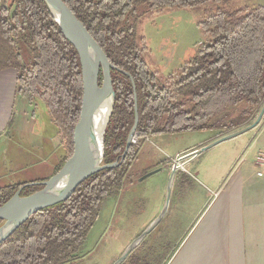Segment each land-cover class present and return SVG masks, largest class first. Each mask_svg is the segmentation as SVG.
Segmentation results:
<instances>
[{"label": "trees", "instance_id": "1", "mask_svg": "<svg viewBox=\"0 0 264 264\" xmlns=\"http://www.w3.org/2000/svg\"><path fill=\"white\" fill-rule=\"evenodd\" d=\"M115 65L111 69L115 107L105 133L104 162L121 158L135 122L138 140L119 166L84 180L65 201L33 213L0 244V264H75L103 201L128 183L139 142L154 132L214 127L231 107L225 131L247 126L264 105V3L228 9L204 8L206 40L166 79L151 70L139 22L146 13L201 7L223 0H64ZM228 0H225L227 2ZM17 71L18 91L46 101L73 153L83 80L80 56L52 16L45 0H0V69ZM103 81L100 71L99 84ZM55 172V173H56ZM24 184L0 187V206ZM42 184L22 188L29 195ZM0 223L2 220L0 219ZM122 264H152L136 254ZM140 250V249H139ZM148 257V256H147Z\"/></svg>", "mask_w": 264, "mask_h": 264}, {"label": "crops", "instance_id": "2", "mask_svg": "<svg viewBox=\"0 0 264 264\" xmlns=\"http://www.w3.org/2000/svg\"><path fill=\"white\" fill-rule=\"evenodd\" d=\"M239 129L225 131L212 141ZM248 131L254 133L252 141L238 140L237 136L225 140V150L216 161H200L201 153L181 159L199 148L195 147L158 165L166 189L178 163L169 206L161 221L169 211L180 216L176 224L171 216L163 232L170 228L176 238L207 240L204 252L196 240L178 264H264V164L257 162V156L264 153V116ZM67 155V140L46 101L18 91L15 69H0V187L47 180ZM164 201L166 196L161 197V206ZM161 208L149 222L158 217ZM205 210L209 215L203 223L200 219ZM161 221L148 235L160 230Z\"/></svg>", "mask_w": 264, "mask_h": 264}, {"label": "rangeland", "instance_id": "3", "mask_svg": "<svg viewBox=\"0 0 264 264\" xmlns=\"http://www.w3.org/2000/svg\"><path fill=\"white\" fill-rule=\"evenodd\" d=\"M9 2L11 0H6L7 4ZM261 3H264V0L210 1L201 7H177L142 16L139 32L143 38L144 53L151 70L157 72L159 78L166 79L170 73L180 68L195 54L199 43L206 40L202 23L205 7L216 9L223 6L232 9ZM241 109L240 104L231 107L224 113L226 118L222 116L217 118L222 121L221 124L217 123L208 129L174 133L154 132L142 139L139 142L138 157L133 162L128 183L119 194L111 195L103 201L100 214L81 248V257L74 263L113 264L126 247L152 223L149 222V218L159 210V207H162L160 212L163 209L165 201L162 206L160 204L161 197L166 196L167 193V187L164 189L165 178L160 171L151 172L160 167L158 165L162 163V160L164 162L177 156L180 151L189 152L195 147L200 148L225 133V119L237 115ZM237 137L240 138L238 140L252 141L254 133L248 131ZM224 150L225 141L213 147L212 151H208L213 152L214 155H209L206 151L201 152L204 155L200 161L203 159L216 161ZM260 154L264 155V153ZM249 156L253 157V154ZM257 162L262 164L258 159ZM208 215V210H205L201 216V222L204 223ZM171 216L176 224L180 213L169 211V215L161 221L160 230L148 235L136 254L145 256L147 260L149 258L152 264H166L169 259L171 260L168 264H178L183 253L191 250L196 240L201 242V252H204L207 246L206 238H176L170 228L163 232ZM178 225L179 223L175 230Z\"/></svg>", "mask_w": 264, "mask_h": 264}, {"label": "water", "instance_id": "4", "mask_svg": "<svg viewBox=\"0 0 264 264\" xmlns=\"http://www.w3.org/2000/svg\"><path fill=\"white\" fill-rule=\"evenodd\" d=\"M45 1L62 32L75 46L80 56L83 80L80 118L73 132V153L60 170L47 180L24 184L9 200L0 206V219L2 220V223H0V244L11 236L33 213L67 200L76 188L93 174L106 168L119 166L124 160L132 142L137 141L138 138L139 111L138 98L135 93V122L128 136L126 148L121 158L111 163L104 162L105 133L115 107V90L111 75V69L115 65L109 60L102 46L64 0ZM100 71L103 73L101 85L99 84ZM263 116L264 105L251 124L221 136L187 153L181 159L199 154L227 139L251 130L260 123ZM177 164V162L174 164L170 175L167 185L166 202L162 211L126 247L113 264H122L163 218L169 206L173 178L178 167ZM160 170L161 167L153 170L151 173ZM38 183L43 185L41 189L26 196L21 195L23 187Z\"/></svg>", "mask_w": 264, "mask_h": 264}, {"label": "built area", "instance_id": "5", "mask_svg": "<svg viewBox=\"0 0 264 264\" xmlns=\"http://www.w3.org/2000/svg\"><path fill=\"white\" fill-rule=\"evenodd\" d=\"M137 140H138V138H137ZM257 159L260 160V162L264 163V155L263 154L258 155Z\"/></svg>", "mask_w": 264, "mask_h": 264}, {"label": "flooded vegetation", "instance_id": "6", "mask_svg": "<svg viewBox=\"0 0 264 264\" xmlns=\"http://www.w3.org/2000/svg\"><path fill=\"white\" fill-rule=\"evenodd\" d=\"M146 14H147V13H146ZM146 14H145V15H146ZM113 87H114V86H113Z\"/></svg>", "mask_w": 264, "mask_h": 264}]
</instances>
